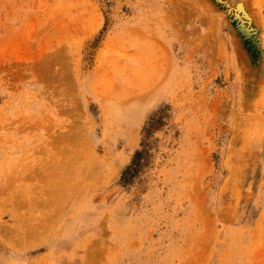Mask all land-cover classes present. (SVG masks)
Here are the masks:
<instances>
[{
    "label": "rangeland",
    "instance_id": "rangeland-1",
    "mask_svg": "<svg viewBox=\"0 0 264 264\" xmlns=\"http://www.w3.org/2000/svg\"><path fill=\"white\" fill-rule=\"evenodd\" d=\"M0 264H264V0H0Z\"/></svg>",
    "mask_w": 264,
    "mask_h": 264
},
{
    "label": "trees",
    "instance_id": "trees-1",
    "mask_svg": "<svg viewBox=\"0 0 264 264\" xmlns=\"http://www.w3.org/2000/svg\"><path fill=\"white\" fill-rule=\"evenodd\" d=\"M147 128L149 129L150 127H147ZM148 129H146V131H147ZM142 155H143L142 153H136L135 156H134V163H135V162L137 161V159H139Z\"/></svg>",
    "mask_w": 264,
    "mask_h": 264
},
{
    "label": "bare ground",
    "instance_id": "bare-ground-1",
    "mask_svg": "<svg viewBox=\"0 0 264 264\" xmlns=\"http://www.w3.org/2000/svg\"><path fill=\"white\" fill-rule=\"evenodd\" d=\"M67 189V187H65ZM68 191V190H67Z\"/></svg>",
    "mask_w": 264,
    "mask_h": 264
}]
</instances>
